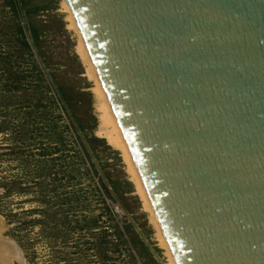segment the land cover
Returning <instances> with one entry per match:
<instances>
[{
    "label": "water",
    "instance_id": "1",
    "mask_svg": "<svg viewBox=\"0 0 264 264\" xmlns=\"http://www.w3.org/2000/svg\"><path fill=\"white\" fill-rule=\"evenodd\" d=\"M63 2L176 263L264 264V0Z\"/></svg>",
    "mask_w": 264,
    "mask_h": 264
},
{
    "label": "rangeland",
    "instance_id": "2",
    "mask_svg": "<svg viewBox=\"0 0 264 264\" xmlns=\"http://www.w3.org/2000/svg\"><path fill=\"white\" fill-rule=\"evenodd\" d=\"M54 1L26 18L0 0V230L26 264H170L121 153L97 136L94 82L63 0L33 4ZM108 178L132 186L116 196Z\"/></svg>",
    "mask_w": 264,
    "mask_h": 264
},
{
    "label": "bare ground",
    "instance_id": "3",
    "mask_svg": "<svg viewBox=\"0 0 264 264\" xmlns=\"http://www.w3.org/2000/svg\"><path fill=\"white\" fill-rule=\"evenodd\" d=\"M63 8L65 12L68 14V23L69 29L76 32L79 36V43L77 46V53L80 56L81 60L83 61L86 67V74L90 80L94 82V89L93 93L95 96V107L99 118V126L97 129V136L103 138L107 141V143L113 147L115 150L119 151L125 161L128 169V173L131 176V180L134 182L136 191L138 195L141 197L143 201L144 209L150 214L154 225L158 231V237L161 245L167 250V254L169 257L170 264H177L174 256L167 244L166 238L163 234V231L160 227V224L156 218V214L154 212L151 200L147 193V190L144 186L142 178L140 176L139 170L136 166L134 158L132 156L131 150L129 145L125 139L117 116L114 112V109L111 105V102L108 98L106 90L101 82V79L98 75V72L95 68V65L92 61L90 53L88 51L87 45L82 37V34L79 30L78 24L76 19L66 3H63ZM2 248V247H1ZM2 264V260L0 259Z\"/></svg>",
    "mask_w": 264,
    "mask_h": 264
},
{
    "label": "trees",
    "instance_id": "4",
    "mask_svg": "<svg viewBox=\"0 0 264 264\" xmlns=\"http://www.w3.org/2000/svg\"><path fill=\"white\" fill-rule=\"evenodd\" d=\"M7 4L11 8V10H13L15 15L20 16L21 14H23L24 17L28 18V17L36 15V14H38L40 12L48 11L52 6L56 5L57 2L54 1V2L49 3L47 6H40V5H37V4H33V0H7ZM26 29L30 32V34L32 36V41L34 43L35 48L38 49L39 43H40V40H41L40 34L38 33V31L35 28H33L29 24L27 25ZM19 34L21 35V37L23 39V44L27 48H29L30 45H29V43L27 41V38H26L25 29L20 28L19 29ZM62 96H64V95L62 94ZM108 185L109 186H107L102 181L103 189L107 193L112 192L116 196H118L121 193L123 185L124 186H129V187L132 186L128 182H124L122 184L118 180H113L111 178H108ZM115 203H117V202L115 201ZM123 229L125 231H127L128 233L132 232V226L129 225V224L124 226ZM146 252L149 253L148 250H146Z\"/></svg>",
    "mask_w": 264,
    "mask_h": 264
}]
</instances>
